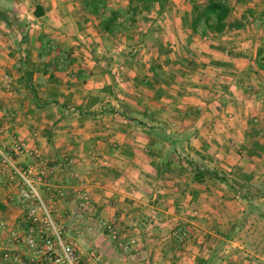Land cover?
I'll use <instances>...</instances> for the list:
<instances>
[{
    "label": "crops",
    "instance_id": "crops-1",
    "mask_svg": "<svg viewBox=\"0 0 264 264\" xmlns=\"http://www.w3.org/2000/svg\"><path fill=\"white\" fill-rule=\"evenodd\" d=\"M108 1L0 0L10 97L61 110L0 114V218L24 230L11 168L28 169L44 201L63 191L65 230L107 220L127 264H264V0H223L241 25L220 31L190 28L194 1Z\"/></svg>",
    "mask_w": 264,
    "mask_h": 264
},
{
    "label": "built area",
    "instance_id": "built-area-1",
    "mask_svg": "<svg viewBox=\"0 0 264 264\" xmlns=\"http://www.w3.org/2000/svg\"><path fill=\"white\" fill-rule=\"evenodd\" d=\"M14 148L21 150L22 143H15ZM1 161L10 166L6 156L1 155ZM11 169L20 179L14 197L22 204L28 205L25 212L27 224L21 233L14 228H7L3 219L0 218V234L3 231L7 233L0 254L1 259L5 264H24L20 252L16 250L18 249L16 245L20 244L31 252L34 259L32 264H81L79 256L74 251V242L64 237L65 228L52 215L50 209V205H54L57 199L64 196L63 191H56L54 195L50 196L49 202H46L35 187L34 179L30 176L28 169ZM43 179L38 177L39 181H44ZM81 202L86 208L88 205L90 206L87 194H83ZM48 204L50 205L48 206ZM99 222L110 239H117L118 232L115 227L107 220H100ZM73 230L80 234L78 229ZM133 241L132 238L128 240L129 243H133ZM13 244L15 248L11 249ZM121 246L122 249H126V244Z\"/></svg>",
    "mask_w": 264,
    "mask_h": 264
},
{
    "label": "rangeland",
    "instance_id": "rangeland-1",
    "mask_svg": "<svg viewBox=\"0 0 264 264\" xmlns=\"http://www.w3.org/2000/svg\"><path fill=\"white\" fill-rule=\"evenodd\" d=\"M184 1H186L187 3H191L192 1H194L198 5H201L205 0H184ZM108 2H111L113 5L116 4V1L109 0ZM176 12H177V10H176ZM162 13H164L166 16L167 15L170 16L171 14H173V9L171 8L170 1H168L164 4V6L162 8ZM245 14L248 15V10H246ZM237 16H239V15L234 14V15H232V18L228 17L227 21L232 22V20H237V18H235ZM125 30L130 31L131 28H125ZM105 40L110 41L107 38H105ZM5 64L0 66V82H2V83L4 82V85L2 87H0V114H3V116H7V115L9 116V114H14V113H16V114L32 113L35 115H36V113L37 114L44 113L48 117L52 116V114L54 115V117H57L59 115V112H61V110L57 109L55 105H50V106L46 107L45 109L43 108V106L41 104L33 105L31 103V99L28 98V95H27L26 101H25L26 94L30 93V90H26L25 87H23L21 89L22 90V99L24 100L23 104L22 103L18 104L19 102L17 100L18 99L17 97L16 98L10 97V95H13V91L14 92L17 91L16 90L17 88L16 89L13 88L12 84H11L12 81L17 80V79H13L17 75L15 76L16 73H14L12 71L13 68L8 69L5 67ZM23 66H24L23 68L27 67L26 63ZM21 77H23V76H21ZM16 84H18V83H16ZM16 84H14V85H16ZM25 91H27V92H25ZM4 123L7 124V127H6L7 133H9V128L15 129L14 128L15 125H12V124L9 125V123L7 121H5ZM26 123L29 125V122H26ZM33 123L38 124V121H32V122L30 121V125ZM52 126L54 127L53 124L50 127H52ZM19 128H20V126L16 127V129H19ZM4 156H6L8 159H10L8 154H4ZM0 163H2L3 165L5 164V166H8L7 163H3L1 161V157H0ZM5 174H6V172H4V175ZM9 175H13V173H10ZM18 185H19V183H18ZM38 186L39 185L35 183V187L37 188V190L41 194L40 188ZM0 191H1L0 194H3V193L11 194V192L9 190L6 191L4 186H1ZM24 204H26V203H24ZM29 205H30V203H29ZM23 207H24L23 208L24 211H26L28 208V205L27 206L24 205ZM90 217L93 219L92 216H90ZM23 220H24V223L26 225L27 220H26L25 216L23 217ZM65 220H66L67 226H70L74 222L73 217H71L70 215H68ZM93 220L95 221V218ZM3 221L5 222V226L7 228H13L10 226L9 222H7L4 219H3ZM98 223L94 224V228H92L93 231H90V230L84 231L80 234L75 233L74 230H72L71 228H68V227L65 230L64 237L67 240H71L74 242V244H76V245H74V251L79 256L80 263L81 264H88V262L90 260H94L95 259L94 257L97 256L98 261L95 262L96 264H99L103 261H106L107 264H127V262H128L127 261L128 260L127 255L129 253L130 249H122V248L117 249L115 246L117 245L118 241H120V239H119L120 236H118L117 239H114V240L110 239L107 236L106 232L104 231L103 227L100 225V222H98ZM6 238H7V233L5 231H3L0 234V254H1V250L3 248V245H4ZM78 238H79V240H78V242H76V239H78ZM94 239H95V241H94ZM106 243H108V245L112 248L115 247V250L112 249V254L110 256L104 254L102 249H100L101 245H105ZM98 244H100V246H98ZM16 246H18V249H16V250L18 252H20V254L22 256V260L24 261V264H32L34 259L32 258L31 252L20 244H17ZM10 248L11 249L15 248L14 244ZM115 253H117V254L114 255ZM0 264H5V262L1 259V257H0Z\"/></svg>",
    "mask_w": 264,
    "mask_h": 264
},
{
    "label": "trees",
    "instance_id": "trees-1",
    "mask_svg": "<svg viewBox=\"0 0 264 264\" xmlns=\"http://www.w3.org/2000/svg\"><path fill=\"white\" fill-rule=\"evenodd\" d=\"M94 1V2H93ZM141 5L147 3H156L159 8H163L164 4L169 0H133ZM94 5L95 0H89ZM92 7H95L92 6ZM189 17V26L195 31V27L198 24H202L203 29L207 31H220L226 26L230 28H237L241 25L240 20H232L228 22L229 7L223 0H205L201 5L195 4L192 6ZM35 13H37L35 11ZM252 14V11L248 10V15ZM116 15L114 13L109 14L106 18L100 19L98 25L101 29L111 32L115 29Z\"/></svg>",
    "mask_w": 264,
    "mask_h": 264
}]
</instances>
